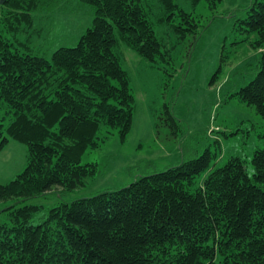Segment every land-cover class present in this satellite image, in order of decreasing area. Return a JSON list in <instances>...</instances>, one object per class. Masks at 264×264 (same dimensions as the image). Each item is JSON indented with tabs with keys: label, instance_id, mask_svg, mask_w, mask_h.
Returning a JSON list of instances; mask_svg holds the SVG:
<instances>
[{
	"label": "trees",
	"instance_id": "obj_1",
	"mask_svg": "<svg viewBox=\"0 0 264 264\" xmlns=\"http://www.w3.org/2000/svg\"><path fill=\"white\" fill-rule=\"evenodd\" d=\"M70 1L94 12L78 42L49 56L25 50L21 36L43 34ZM161 2L181 16L171 32L196 37L191 12ZM240 22L254 36L257 72L232 96L264 118V0H249ZM119 43L151 64L164 59L142 0L0 2V151L16 140L28 152L24 169L0 183V203L12 202L0 209V264H264V147L249 173L240 156L217 164L215 136L214 151L121 188L61 198L97 174L84 155L114 131L121 141L129 133L134 94ZM53 195L61 200L47 208L37 202Z\"/></svg>",
	"mask_w": 264,
	"mask_h": 264
},
{
	"label": "rangeland",
	"instance_id": "obj_2",
	"mask_svg": "<svg viewBox=\"0 0 264 264\" xmlns=\"http://www.w3.org/2000/svg\"><path fill=\"white\" fill-rule=\"evenodd\" d=\"M173 1L198 21L196 37L171 32L172 25L181 18L175 9H166L161 0H142L162 44L164 59L151 64L123 43L115 48L134 94L129 133L121 141L114 131L97 150L84 155L82 162H96L98 172L84 186L63 193V200L121 188L140 176L194 158L208 146L214 151L215 136L219 140L217 164L240 156L252 173L253 152L264 147L260 137L264 118L253 105L232 96L257 72V50L248 45L254 36L240 22L249 0H222L214 9H209L203 0ZM64 5L47 21L43 34L29 39L21 36L25 50L49 56L58 46L78 42L92 23L93 9L79 8L71 1ZM211 126L220 131L209 133ZM220 156L223 159L219 162ZM27 159L26 144L10 140L0 151V183L20 173ZM61 198L53 195L37 202L47 208ZM10 203L1 202L0 209Z\"/></svg>",
	"mask_w": 264,
	"mask_h": 264
},
{
	"label": "water",
	"instance_id": "obj_3",
	"mask_svg": "<svg viewBox=\"0 0 264 264\" xmlns=\"http://www.w3.org/2000/svg\"><path fill=\"white\" fill-rule=\"evenodd\" d=\"M0 2H3V0H0Z\"/></svg>",
	"mask_w": 264,
	"mask_h": 264
}]
</instances>
